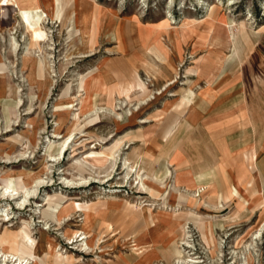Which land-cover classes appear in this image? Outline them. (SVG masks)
<instances>
[{
  "label": "rangeland",
  "instance_id": "rangeland-1",
  "mask_svg": "<svg viewBox=\"0 0 264 264\" xmlns=\"http://www.w3.org/2000/svg\"><path fill=\"white\" fill-rule=\"evenodd\" d=\"M189 256L264 264V0H0V264Z\"/></svg>",
  "mask_w": 264,
  "mask_h": 264
},
{
  "label": "bare ground",
  "instance_id": "bare-ground-1",
  "mask_svg": "<svg viewBox=\"0 0 264 264\" xmlns=\"http://www.w3.org/2000/svg\"><path fill=\"white\" fill-rule=\"evenodd\" d=\"M56 17H58V13H56ZM90 19H92L93 20V14H83L82 15V17H81V29H80V35H84V34H89L88 35V40H89V42L91 43V44H93L92 43V24H91V27H90ZM14 41V40H13ZM15 43V42H14ZM16 45H14V50H16L17 49V43H15ZM91 47H92V45H91ZM53 48L52 47H49V48H47V50H52ZM43 66H44V63H43ZM102 85L104 86V83H102ZM67 151V150H66ZM9 189V187H6L5 188V190L7 191ZM8 191H10V190H8ZM12 191H14V189H12ZM10 193H12V192H10ZM259 238V237H258ZM82 239H84V237L82 238ZM187 247H189V246H187ZM15 255H13V257H14ZM193 258H197V257H192V256H189V258H188V260H183V264H199L200 263V261L199 260H194ZM21 259V257L19 256V257H17L14 261H17V260H20Z\"/></svg>",
  "mask_w": 264,
  "mask_h": 264
},
{
  "label": "crops",
  "instance_id": "crops-1",
  "mask_svg": "<svg viewBox=\"0 0 264 264\" xmlns=\"http://www.w3.org/2000/svg\"><path fill=\"white\" fill-rule=\"evenodd\" d=\"M210 80V79H209ZM189 102V99L187 100V103ZM174 130V125L173 126H170L165 132H164V137H166V136H168L169 134H171L172 133V131ZM251 157L252 156H250V160H251ZM177 181V183H179V178L176 180ZM190 182H191V178H189L188 177V183H187V185H190ZM166 222L169 224V223H171L173 226H174V229H176V228H179V230H181V228L183 227V224H182V222L177 218V219H173V217L172 218H170V219H168V220H166ZM176 230H175V234H176ZM168 253H170L169 252V250L165 253V255L164 256H166L167 257V260L169 259V257H170V254H168Z\"/></svg>",
  "mask_w": 264,
  "mask_h": 264
}]
</instances>
